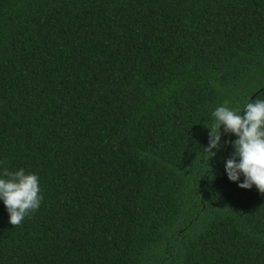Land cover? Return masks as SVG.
<instances>
[{"label":"trees","instance_id":"1","mask_svg":"<svg viewBox=\"0 0 264 264\" xmlns=\"http://www.w3.org/2000/svg\"><path fill=\"white\" fill-rule=\"evenodd\" d=\"M257 99L264 0H0V172L43 197L19 226L0 199V264H264L238 137L203 152Z\"/></svg>","mask_w":264,"mask_h":264},{"label":"clouds","instance_id":"2","mask_svg":"<svg viewBox=\"0 0 264 264\" xmlns=\"http://www.w3.org/2000/svg\"><path fill=\"white\" fill-rule=\"evenodd\" d=\"M228 101L216 107L211 115L214 123L209 129V143L203 152L214 157L213 149L221 147V126L224 133L238 137L231 143L234 149L225 163V171L230 181L239 183L240 188L251 189L253 185L264 193V100L248 102L242 114L230 109ZM206 127V126H205ZM0 199L9 213V222L19 226L26 216L39 209L43 197L40 195L39 178L36 174L25 173L23 168L0 172Z\"/></svg>","mask_w":264,"mask_h":264}]
</instances>
